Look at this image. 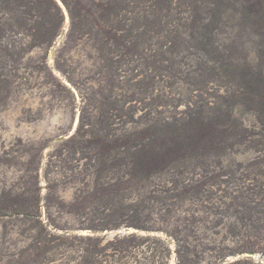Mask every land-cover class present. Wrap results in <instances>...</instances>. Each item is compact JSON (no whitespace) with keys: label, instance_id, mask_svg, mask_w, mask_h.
<instances>
[{"label":"rangeland","instance_id":"rangeland-1","mask_svg":"<svg viewBox=\"0 0 264 264\" xmlns=\"http://www.w3.org/2000/svg\"><path fill=\"white\" fill-rule=\"evenodd\" d=\"M53 1L63 23L40 41L37 18L0 0V264H264L263 146L248 143L264 137L145 179L122 153L125 134L201 108H231L263 134L264 0H172L175 19L154 29L130 7L137 46L121 59L100 51L96 28L71 30ZM96 138L118 140L107 160Z\"/></svg>","mask_w":264,"mask_h":264},{"label":"trees","instance_id":"trees-1","mask_svg":"<svg viewBox=\"0 0 264 264\" xmlns=\"http://www.w3.org/2000/svg\"><path fill=\"white\" fill-rule=\"evenodd\" d=\"M11 1L22 7L24 14L37 18L33 21L32 29H30L32 39L49 41V39L58 36L63 23V15L61 8L53 0L54 12L53 9L50 11L45 6L44 0H10V4ZM60 2L68 13L71 30L91 26L96 28L95 33L100 32L97 34L98 37L95 38L100 45V51L106 53L107 56L112 55L118 59L131 57L137 46L132 41L130 30L126 29L124 25V13L130 7L143 12V14H138V24L152 29L157 26L161 28L173 21L175 15L172 12L176 10V8L173 9L174 1L172 0H60ZM255 6L260 8L258 2L255 3ZM254 13L257 14V12ZM18 20L22 24L26 22V19L21 16L18 17ZM177 20L181 21L180 19ZM194 20L191 19L190 24H195ZM180 25L181 23H179ZM184 25L187 26V23ZM131 26H133V23ZM179 33L182 34V32ZM188 36L193 40L195 39L191 32L187 34ZM178 37H172V43ZM248 97H250V93ZM216 110L218 111L215 112ZM210 111L201 108L194 115L183 113L180 118H172L171 122L164 121L163 124L146 126L140 132L125 134L122 153L128 159L127 164L124 163L127 166L128 175L145 179L175 161L185 160L186 157L221 156V153L227 148L246 143L247 137H264V124L260 129L263 134L247 133V130L235 124L231 108L224 111L214 108ZM88 141L91 142L92 140L88 139ZM117 142L118 140L108 142L105 138H96L94 144L102 145L103 150V152H98L99 154L96 153L97 157L101 155L102 158L107 160L111 157L110 152L116 148L113 144ZM248 143L254 148L255 146L258 147L260 143L263 146L262 149H264V144L255 140V138ZM262 149L258 151L261 157L257 158L260 161L254 164L256 167L264 165V150ZM188 153L195 154V156ZM257 175L263 176L264 179V172H259ZM214 177L217 178L218 176ZM253 181L258 182L255 179ZM261 184L262 186L254 185V189H264V182ZM199 187L194 186L184 190V192L186 195L197 194ZM258 193L257 195L261 196V205L264 207V190L260 189ZM255 196L254 201H256ZM28 208L30 210H26L22 214L27 216L29 220L37 219L38 214L35 203H31ZM2 211L3 208L0 209V213ZM254 237L259 239L258 235ZM252 252L256 253L254 246H243L241 251V253Z\"/></svg>","mask_w":264,"mask_h":264},{"label":"water","instance_id":"water-1","mask_svg":"<svg viewBox=\"0 0 264 264\" xmlns=\"http://www.w3.org/2000/svg\"><path fill=\"white\" fill-rule=\"evenodd\" d=\"M247 256H249V257H253V254H247Z\"/></svg>","mask_w":264,"mask_h":264}]
</instances>
